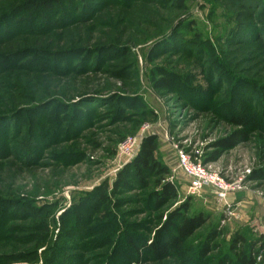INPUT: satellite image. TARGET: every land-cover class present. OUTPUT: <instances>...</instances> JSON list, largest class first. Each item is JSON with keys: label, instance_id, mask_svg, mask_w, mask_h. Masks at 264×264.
Returning a JSON list of instances; mask_svg holds the SVG:
<instances>
[{"label": "rangeland", "instance_id": "obj_1", "mask_svg": "<svg viewBox=\"0 0 264 264\" xmlns=\"http://www.w3.org/2000/svg\"><path fill=\"white\" fill-rule=\"evenodd\" d=\"M22 1L0 0V16ZM57 1L51 12L37 6L39 14H26L30 25L10 18L0 25V38L11 36L0 41V114L40 100L55 105L38 117L17 110L15 122L0 120V264H236L231 245L239 235L249 256L264 238V0ZM59 11L68 23H55ZM33 24L37 33H18ZM30 49L48 54L50 70L40 63L44 53L28 63L8 58L13 66L3 67L2 57ZM163 72L171 89L153 85ZM241 116L245 138L220 146L238 129L231 118ZM148 134L157 136L155 156L177 191L161 207L151 176L137 182L129 170V186L113 190L134 158L120 157L118 145ZM174 146L239 185L229 196L231 216L210 189L187 193ZM184 203L187 216L206 221L180 252L156 261L147 245ZM254 264H264V252Z\"/></svg>", "mask_w": 264, "mask_h": 264}, {"label": "trees", "instance_id": "obj_2", "mask_svg": "<svg viewBox=\"0 0 264 264\" xmlns=\"http://www.w3.org/2000/svg\"><path fill=\"white\" fill-rule=\"evenodd\" d=\"M176 1H178L179 5H182L183 0H176ZM238 1L241 2V1H246V0H238ZM251 1L253 0H250V2ZM57 2H58L57 0H25V1L19 2L15 6L10 8V10H7L5 13H3V15L0 16V25L3 24L2 22L4 21L5 18L12 19L11 21L15 23L16 25L17 24H21L25 26L30 25L31 23L34 22L33 21L34 19L28 15H30L31 13L39 14V12H36L34 8H37V6L38 7L41 6L43 9H46L49 12H51L50 3L56 4ZM68 5L69 7L74 8V6L71 3H69ZM252 5H253V2H251L249 6H252ZM240 7L247 8V6L243 4L240 5ZM16 14H19L18 15L19 18L17 20H16L17 18ZM259 14L261 15L264 14V7H262ZM40 21H42V19ZM51 21L52 20H49V22ZM55 21H56L55 23H59V21L64 24L68 23L67 16L64 14V11H59L56 14ZM36 25L38 24H35V25L33 24V26H31L28 30H22L21 32H18V33H25V34L37 33L38 31H35L34 29ZM50 26L51 27L49 28L57 27L58 25L51 24ZM256 29H258L259 31L261 30V28H256ZM45 31H48V28L45 29L43 32ZM260 34L262 35V33ZM10 38L11 36H7V38H0V41L8 40ZM16 44L22 45L20 41L13 43V45H16ZM31 51L32 49L27 50V51L25 50V52H22L21 55L17 53L9 54L8 56L1 58L2 60L1 63H3V60H4V63L8 62L9 60L8 58L13 60L17 57H21V59L26 60L27 63L34 62L37 56L42 55L44 53L45 56L41 58L40 63L42 64L44 63L43 68L46 71L50 70L49 64L51 62H50V59L48 58V54L46 52L36 51L37 53H34ZM32 53L34 55L30 56V54ZM3 65H4L3 66L4 68L13 66L11 63H6ZM161 75H162L161 77L157 78L154 81L153 83L154 87L157 89H166V90L171 89L170 78L167 77L168 75L165 74V72H163ZM86 95L87 93H85L84 95L80 97H83ZM52 105H54L53 102H51V104L49 102V105H48L47 101L45 102V100H40L37 102V105L34 108L32 107L26 110L25 109H22V110L17 109V110H19L20 112L21 111H28V112L31 111L32 114L38 117V115L40 114L39 112L44 110V108L42 107L47 106L48 108H52ZM53 107L55 108V105ZM17 110L15 109L8 110L6 113L0 114V120L2 121L3 119L5 120V119L11 118L10 119L11 122L12 121L15 122V120L17 119L16 116H18L19 114ZM67 115H70V117H73L71 114H65L64 118ZM55 121L56 120H53V127H54L53 131H57L58 129L57 126H54ZM19 124H20V121L17 120L16 126H18ZM231 124L236 126L238 129L234 131L232 135L227 138L226 144H220V146L222 147H234L245 138V131H246V127L248 124L245 117L241 116L238 118L236 117L231 118ZM45 135L48 136L49 132H46ZM51 140L53 142L56 141V139L53 137H51ZM157 149H158L157 136L154 134L145 135L142 138L137 154L134 156V158L130 162H128L124 166L123 170L119 172L117 179L114 183L115 187L113 188V190L115 191L116 189L127 188V186H129L128 175H126V173H128V171L131 170L133 172L132 179L134 181L144 183L146 177L151 176L154 178V185L156 187H159V190L157 191L155 190L153 192L154 204L156 207H161L165 205L167 201L175 200L177 198L176 188L174 187L172 183L165 181V177L169 174V169L156 158L155 154L157 152ZM215 156H216V152L209 154L207 156V162L213 159ZM97 193L99 196V200L101 202L106 199V190L104 187L101 189H97ZM187 210H188V203L182 204L174 213L166 217L165 222L163 223V229L157 230L154 232V236L151 238L149 244L147 245V249L150 251V253L152 254V256L154 257L156 261L163 260V259L170 257V252H180L184 242L189 237H191L195 233V231L199 229L200 227H202L203 224L205 223L206 218L203 217L201 214L197 216H187L186 215ZM37 226H39V224L37 223L33 225V227L35 228ZM169 230H172L174 232V235L169 238L164 239L163 234H165ZM47 233H48V229L45 230L44 228L42 232L43 239L46 238L45 235ZM244 243H245L244 238H242V236L239 235L234 239L231 245L232 250L238 251L239 256L237 258L236 264H254L255 256H258L261 252H264V238H260V240L256 242V245L252 248L251 254L249 256H246L244 254V251L242 248ZM207 253H208V247L205 246L201 255L204 257L206 256ZM221 264H226V262H221Z\"/></svg>", "mask_w": 264, "mask_h": 264}, {"label": "built area", "instance_id": "obj_3", "mask_svg": "<svg viewBox=\"0 0 264 264\" xmlns=\"http://www.w3.org/2000/svg\"><path fill=\"white\" fill-rule=\"evenodd\" d=\"M141 138L142 136L138 135L123 139L118 145V155L125 158L126 161L132 159L139 150ZM169 139L172 141V137L167 138L166 134V140L169 141ZM174 147L176 149L177 168L188 180L187 193L192 196L200 195L205 189H210L223 210L224 216H231L229 196L239 189V185L237 186L236 183H227L219 175L206 170L201 163L195 161L196 156L192 157L181 148ZM196 154L198 153L196 152ZM222 223H224V220Z\"/></svg>", "mask_w": 264, "mask_h": 264}, {"label": "crops", "instance_id": "obj_4", "mask_svg": "<svg viewBox=\"0 0 264 264\" xmlns=\"http://www.w3.org/2000/svg\"><path fill=\"white\" fill-rule=\"evenodd\" d=\"M250 197V196H249ZM251 204H253V201L252 202H250Z\"/></svg>", "mask_w": 264, "mask_h": 264}]
</instances>
